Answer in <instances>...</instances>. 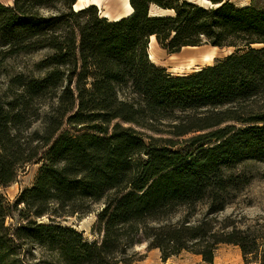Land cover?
Wrapping results in <instances>:
<instances>
[{
  "label": "trees",
  "instance_id": "1",
  "mask_svg": "<svg viewBox=\"0 0 264 264\" xmlns=\"http://www.w3.org/2000/svg\"><path fill=\"white\" fill-rule=\"evenodd\" d=\"M77 1L0 3V65L48 50L42 75L17 74L0 91V189L41 163L13 203L0 192V263L13 245L35 241L64 264H132L140 259L130 250L145 242L165 261L189 251L213 264L221 244H234L246 264H264V234L211 216L225 209V166L264 157V6L130 0L133 13L110 21L96 5L76 10ZM152 36L169 53L234 51L178 75L151 60ZM96 204L97 239L58 220ZM9 217L23 220L11 228Z\"/></svg>",
  "mask_w": 264,
  "mask_h": 264
},
{
  "label": "rangeland",
  "instance_id": "2",
  "mask_svg": "<svg viewBox=\"0 0 264 264\" xmlns=\"http://www.w3.org/2000/svg\"><path fill=\"white\" fill-rule=\"evenodd\" d=\"M189 1L205 7L213 6L211 0ZM231 1L238 5H245L251 2V0ZM255 1L259 6H264V0ZM42 12L45 14L50 13L47 8L42 10ZM151 13L156 15L172 12L161 11L153 7ZM160 48V57L157 60L155 59V61L158 64L167 66L170 72L178 75L193 74L206 66L215 64L219 59L224 58L234 51L233 48L215 47L210 44H204L198 47H185L177 53H169L166 49L162 47ZM211 51H215L212 56ZM47 54L48 50H38L30 53L21 52L9 55L0 65V91L2 93L6 92L11 78L17 74L34 76L42 75V70L37 64L42 61ZM207 55H210L211 57L208 59ZM35 126L39 127L40 123H36ZM40 166L41 163L29 164L19 172L16 182L8 187L0 189V192L8 202L13 203L25 188L33 185ZM225 169L229 179V186L227 190L223 192L221 197V200L225 203V209L219 213H214L211 216H216L221 220L227 216H231L239 228L246 229L251 227L252 230L261 236L264 234L262 233L264 230V157H248L240 162L225 166ZM209 202L210 199H206L197 206L196 211L191 214L193 221L203 217L208 210ZM101 208V204H96L94 206L95 211L91 213H79L75 216H66L64 218H59L58 220H61L65 225L76 228L77 231L83 233L86 239L94 240L99 237L95 225L98 219L97 212ZM186 214L187 210L185 208L179 209L170 218V221L176 222ZM22 220L23 219L21 218L14 219L9 217L6 220V224L13 228ZM38 220L40 223L50 222L48 217L40 218ZM229 245L233 246L234 249L237 247L243 255L240 246L234 244ZM219 248L227 247L224 244H221L218 249ZM159 253H161L162 257V252L159 248H148V242L138 244L130 250V254H136L135 257L140 259L134 263L145 261L149 257L150 262L155 264L157 261L160 262ZM197 255L198 254L193 252L183 251L179 255L171 256L169 258L171 260L170 264H188L191 263V259L196 258ZM198 257L201 261L199 263L193 261V264L207 263L203 260L201 255H198ZM163 261L167 262V260ZM243 261L246 264L244 257ZM0 264H64V262L58 252L48 250L35 241H22L18 242L17 245L12 246L11 252L5 256L4 261ZM120 264L127 263L122 262ZM252 264L257 263L253 262Z\"/></svg>",
  "mask_w": 264,
  "mask_h": 264
},
{
  "label": "crops",
  "instance_id": "3",
  "mask_svg": "<svg viewBox=\"0 0 264 264\" xmlns=\"http://www.w3.org/2000/svg\"><path fill=\"white\" fill-rule=\"evenodd\" d=\"M13 1L14 0H0V3L8 5V4H12ZM90 1H92V2H90L89 4H84V6H82L80 8H76V5L80 2V0H78L77 3L74 5V8L76 10H80V9H83V8L88 7L90 5H96L99 8L102 17H106L110 21L119 20V19L126 17V16H129L133 13V12H131L128 14V12H126L125 6H124L125 0H90ZM128 1L130 3V0H128ZM130 5H131V3H130ZM133 11H134V9H133ZM154 37L156 38V36H154ZM151 42L152 41L150 40V44H151ZM156 45H157V47H159V49L156 50L157 59H159L160 53H161L160 52L161 46L158 43L157 38H156ZM149 54H150V45H149ZM150 58H151V54H150ZM151 60L153 62H155L156 64H158L152 58H151ZM158 65L168 69L167 66H164L161 64H158ZM224 245L227 248H219L218 249L216 257H215V261L213 264H245L243 261V255L241 254L240 250L237 247L234 249L233 246H230L229 244H224ZM159 259H160V262L157 261L155 264H170V261H171L170 259H168L167 262H164L162 257H161V253H159ZM193 261H195L196 263H199L201 261V259L197 255L196 258H192L191 263H188V264H193ZM134 264H152V263L150 262V258L148 257L145 261H142L139 263H134ZM204 264H210V263H204Z\"/></svg>",
  "mask_w": 264,
  "mask_h": 264
},
{
  "label": "bare ground",
  "instance_id": "4",
  "mask_svg": "<svg viewBox=\"0 0 264 264\" xmlns=\"http://www.w3.org/2000/svg\"><path fill=\"white\" fill-rule=\"evenodd\" d=\"M90 0H80V2L76 5V8H80L82 6H84V4H89ZM124 6H125V10L126 12L131 13L133 12V8L132 6L130 5L129 1L128 0H125L124 1ZM151 44H150V54H151V58L153 60L157 59V53H156V50L159 49V47H157L156 45V38L153 36L151 38ZM215 53V51H211V56ZM210 55H207V58L209 59L211 57Z\"/></svg>",
  "mask_w": 264,
  "mask_h": 264
}]
</instances>
